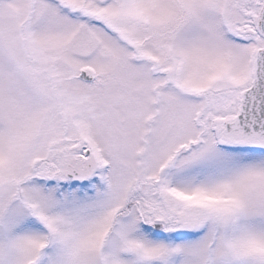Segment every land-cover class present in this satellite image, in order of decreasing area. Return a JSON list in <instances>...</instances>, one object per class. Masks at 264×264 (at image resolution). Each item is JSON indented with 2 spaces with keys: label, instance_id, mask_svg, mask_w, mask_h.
I'll list each match as a JSON object with an SVG mask.
<instances>
[{
  "label": "snow or ice",
  "instance_id": "obj_1",
  "mask_svg": "<svg viewBox=\"0 0 264 264\" xmlns=\"http://www.w3.org/2000/svg\"><path fill=\"white\" fill-rule=\"evenodd\" d=\"M0 264H264V0H0Z\"/></svg>",
  "mask_w": 264,
  "mask_h": 264
}]
</instances>
